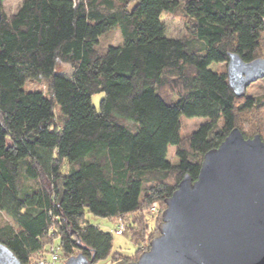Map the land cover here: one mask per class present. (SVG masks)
<instances>
[{
  "label": "trees",
  "instance_id": "16d2710c",
  "mask_svg": "<svg viewBox=\"0 0 264 264\" xmlns=\"http://www.w3.org/2000/svg\"><path fill=\"white\" fill-rule=\"evenodd\" d=\"M168 14L184 18L183 35H167ZM114 27L121 43L102 47ZM229 53L264 56V0H20L2 12L0 242L20 264L51 248L63 263L79 253L92 264L135 260L205 152L235 127L264 142V95H236L225 69L210 68ZM182 117L203 121L183 135ZM85 212L122 223L135 254H111L112 234Z\"/></svg>",
  "mask_w": 264,
  "mask_h": 264
},
{
  "label": "water",
  "instance_id": "95a60500",
  "mask_svg": "<svg viewBox=\"0 0 264 264\" xmlns=\"http://www.w3.org/2000/svg\"><path fill=\"white\" fill-rule=\"evenodd\" d=\"M2 10L0 7V19ZM227 83L236 95L264 78V58L229 53ZM157 224L158 235L135 260L111 264H264V142L233 128L204 153L197 178L186 174ZM84 255L64 264H92ZM0 264H20L0 242Z\"/></svg>",
  "mask_w": 264,
  "mask_h": 264
},
{
  "label": "rangeland",
  "instance_id": "374dc122",
  "mask_svg": "<svg viewBox=\"0 0 264 264\" xmlns=\"http://www.w3.org/2000/svg\"><path fill=\"white\" fill-rule=\"evenodd\" d=\"M179 1L183 3L187 0H179ZM19 5H20V0H3L1 3V10L6 16H10L11 14L15 13ZM163 20L166 26V33L168 36L177 37L185 33V24H184L185 21L182 16H178L176 14H172V15L168 14V15L163 16ZM121 41H122V37L117 27L110 29L109 31H107L100 37V44L102 45V47L107 46V45H117L121 43ZM261 58H264V56H262ZM210 68L212 70L225 69L226 71L225 64H222V65L221 64L219 65L211 64ZM23 88L26 90L41 89L43 91H46L47 86L45 85L44 82H41V81H26L24 83ZM245 95L249 97H259V98L262 97L264 95V78L258 79L252 82L246 88ZM102 96L103 95L101 93H98L92 96L91 100H92V104L94 107L98 108L99 102ZM202 121H203V118L201 117H191V118L182 117L181 133L183 135L189 134L194 129H196L197 126ZM167 159L169 160L170 163H178V161L180 160V157H179L176 147L174 146L168 147ZM85 220L93 225L99 226L103 231H107L112 234L113 240H112L111 254L117 253V254H120L128 258L129 257L131 258L135 254L137 247L130 240L129 234L127 233L128 231H126L125 227H124V231L126 232H123L122 234L118 235L114 232L117 224L115 222H111L107 218L94 216L90 213L85 212ZM157 235L158 234L154 235V237ZM141 248L139 249V251L142 250ZM145 250L147 249H144V251ZM138 253L140 254L141 252H138ZM111 263L112 262H110V259L106 258L94 264H111ZM55 264H64V263L63 261L58 260L57 262H55Z\"/></svg>",
  "mask_w": 264,
  "mask_h": 264
},
{
  "label": "built area",
  "instance_id": "2783aa9c",
  "mask_svg": "<svg viewBox=\"0 0 264 264\" xmlns=\"http://www.w3.org/2000/svg\"><path fill=\"white\" fill-rule=\"evenodd\" d=\"M148 212L152 215H156L159 213V206L157 202L154 201L151 203ZM114 232L118 235L122 234L124 232L123 224L119 223L115 228ZM50 251H51L50 255L46 258L39 259L37 264H54L58 260V255L56 251H54L52 248L50 249Z\"/></svg>",
  "mask_w": 264,
  "mask_h": 264
}]
</instances>
